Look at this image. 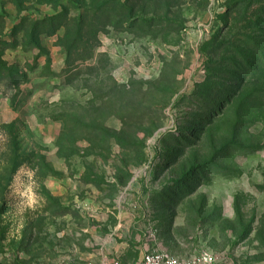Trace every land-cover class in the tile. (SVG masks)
I'll return each mask as SVG.
<instances>
[{
    "label": "rangeland",
    "instance_id": "obj_1",
    "mask_svg": "<svg viewBox=\"0 0 264 264\" xmlns=\"http://www.w3.org/2000/svg\"><path fill=\"white\" fill-rule=\"evenodd\" d=\"M148 248L264 264V0H0V264Z\"/></svg>",
    "mask_w": 264,
    "mask_h": 264
},
{
    "label": "built area",
    "instance_id": "obj_2",
    "mask_svg": "<svg viewBox=\"0 0 264 264\" xmlns=\"http://www.w3.org/2000/svg\"><path fill=\"white\" fill-rule=\"evenodd\" d=\"M97 264H216L213 253L203 251L194 258L180 259L164 249L148 248L144 251L139 260L126 263L114 256L103 257Z\"/></svg>",
    "mask_w": 264,
    "mask_h": 264
}]
</instances>
